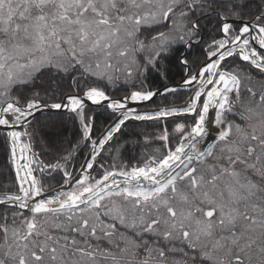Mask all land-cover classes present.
<instances>
[{
  "label": "snow or ice",
  "instance_id": "6c2138e0",
  "mask_svg": "<svg viewBox=\"0 0 264 264\" xmlns=\"http://www.w3.org/2000/svg\"><path fill=\"white\" fill-rule=\"evenodd\" d=\"M90 105L110 110L98 134ZM167 118L175 142L165 126L143 166L97 165L128 121ZM68 125L72 151L90 146L74 181L72 151L33 149ZM0 128L18 184L0 193V264H264V0H0ZM45 169L73 186L46 196Z\"/></svg>",
  "mask_w": 264,
  "mask_h": 264
},
{
  "label": "trees",
  "instance_id": "16d2710c",
  "mask_svg": "<svg viewBox=\"0 0 264 264\" xmlns=\"http://www.w3.org/2000/svg\"><path fill=\"white\" fill-rule=\"evenodd\" d=\"M195 55H200V51L197 49ZM168 84L175 83L181 79L182 73L173 61L169 64ZM164 81L156 75L152 76L150 86L156 88H162ZM117 95H122L123 92L116 90ZM14 95H22V93L14 90ZM186 93L181 91L176 94V103L182 104ZM167 102L158 97L153 101L147 102L143 105L142 110L158 109ZM95 115V128L94 132L99 133L106 129L111 123L112 118L109 115L110 110L102 107L92 106ZM45 112L43 115L38 113L35 117V123L37 125L47 116ZM173 118H167L160 122L153 121H128L121 132L117 133L113 141L110 142L111 147L106 146L107 151L103 152L97 161V165L103 164L104 168H109L115 165L119 168L121 165H127L130 169L133 166H143V164L149 159L150 156L155 155V149H162V142L156 139L164 127L166 126L170 133L169 144L174 143V139L171 135L174 128ZM69 131L66 138L59 142L55 149L42 145L39 141L33 142V149L39 153V159L45 163H55L61 156H67L69 151H72L75 141L78 139V129L73 125H68ZM75 133V134H74ZM5 130L0 128V193L3 192H15L17 191L18 184L15 176L14 167L11 165L8 159V153L6 144L4 141ZM94 138H96L94 136ZM147 141V142H146ZM90 150V146L80 145L72 151V155L68 157L66 161L62 160L61 163L65 165L67 171L73 175L76 174L78 168L83 163L87 153ZM103 169L95 166L93 169V176L99 178L102 175ZM38 179L47 189L52 191L62 186L65 183V177L63 170L53 171L49 169L46 173H39Z\"/></svg>",
  "mask_w": 264,
  "mask_h": 264
},
{
  "label": "water",
  "instance_id": "95a60500",
  "mask_svg": "<svg viewBox=\"0 0 264 264\" xmlns=\"http://www.w3.org/2000/svg\"><path fill=\"white\" fill-rule=\"evenodd\" d=\"M180 81V80H179ZM179 81H177V82H175V83H172V84H169V85H171V86H176L178 83H179ZM162 89V88H161ZM159 96H157V97H154L153 98V100L154 99H156V98H158ZM150 102V101H149ZM147 103V102H146ZM145 103H134V104H131L130 105V107H133V108H135V109H137L139 106H142V105H144ZM38 114V113H37ZM36 114V115H37ZM1 129H3V128H1ZM3 130H5V129H3ZM22 163H23V161H22ZM45 163V162H44ZM45 164H47V163H45ZM49 169H45L44 171H40V170H37V171H35L34 173L36 174V175H38V173H39V171L41 172V173H46L47 171H48ZM76 178H78V176L77 177H75V178H73V181L76 179ZM73 186V184H66V185H64V186H62V187H60V188H57V189H55V190H52V191H49V192H47V193H45V195L46 196H49V195H53L56 191H60V190H68L69 188H71Z\"/></svg>",
  "mask_w": 264,
  "mask_h": 264
},
{
  "label": "rangeland",
  "instance_id": "374dc122",
  "mask_svg": "<svg viewBox=\"0 0 264 264\" xmlns=\"http://www.w3.org/2000/svg\"><path fill=\"white\" fill-rule=\"evenodd\" d=\"M183 103V102H182ZM144 107H143V105L142 106H139L136 110L138 111V112H142L141 110L143 109ZM144 109H147V108H144ZM143 111H145V110H143ZM95 167V166H94ZM94 169V168H93Z\"/></svg>",
  "mask_w": 264,
  "mask_h": 264
},
{
  "label": "bare ground",
  "instance_id": "6f19581e",
  "mask_svg": "<svg viewBox=\"0 0 264 264\" xmlns=\"http://www.w3.org/2000/svg\"><path fill=\"white\" fill-rule=\"evenodd\" d=\"M154 111V110H153ZM143 112H150V111H143ZM49 196H51V195H49Z\"/></svg>",
  "mask_w": 264,
  "mask_h": 264
}]
</instances>
